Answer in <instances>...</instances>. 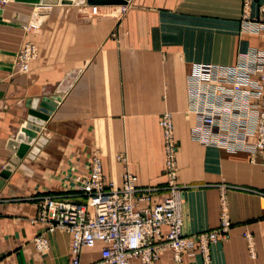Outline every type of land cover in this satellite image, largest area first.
Returning <instances> with one entry per match:
<instances>
[{
	"label": "crops",
	"instance_id": "0c3cea01",
	"mask_svg": "<svg viewBox=\"0 0 264 264\" xmlns=\"http://www.w3.org/2000/svg\"><path fill=\"white\" fill-rule=\"evenodd\" d=\"M261 4L253 0V16ZM0 8V170L14 154L7 141L27 122L26 101L58 99L38 133L45 143L33 158H21L0 188V264H69L70 234H46L49 248L41 254L32 240L45 226L31 220L40 196L81 200L77 186L93 152L114 186H121L125 166L117 156L124 154L138 188L162 187L158 122L164 111L172 115L177 145L183 233L217 227L220 186L226 185L232 225L226 239L210 244V264H264V199L253 192L264 189L261 157L193 140L195 118L187 111L186 78L194 63L233 64L263 44L261 36L240 32L241 0H129L124 10L86 0H14ZM26 43L37 47V56L26 72H16ZM164 195L159 190L152 201ZM99 250L100 243L84 249L82 264L96 260ZM155 264L203 263L188 252L176 262L164 249Z\"/></svg>",
	"mask_w": 264,
	"mask_h": 264
},
{
	"label": "built area",
	"instance_id": "2783aa9c",
	"mask_svg": "<svg viewBox=\"0 0 264 264\" xmlns=\"http://www.w3.org/2000/svg\"><path fill=\"white\" fill-rule=\"evenodd\" d=\"M14 0H0V7ZM253 0H241L240 32L258 35L261 47L250 48L233 64L194 63L187 74V111L194 116L191 138L206 146L259 155L264 163V4L251 14ZM124 10L125 5L121 6ZM37 56L34 44H24L16 57L15 71L26 72ZM164 150L162 187L138 188L137 176L127 167L126 156L120 187L107 182L98 152L90 157L89 173L81 178L78 190L81 200L66 194L40 196L37 214L31 220L45 226L32 240L35 249L44 254L49 242L46 234L64 230L70 234V262L82 264L84 249L100 243L99 257L88 264H155L161 251L169 249L180 262L182 254H199L203 264H210V244L226 239L232 222L229 216L226 185L220 186L219 223L216 228L187 236L182 231L181 186L177 181V145L172 115L164 111L159 118ZM165 195L152 201L159 191ZM264 199L263 190H253ZM251 255L252 238L243 233Z\"/></svg>",
	"mask_w": 264,
	"mask_h": 264
},
{
	"label": "water",
	"instance_id": "95a60500",
	"mask_svg": "<svg viewBox=\"0 0 264 264\" xmlns=\"http://www.w3.org/2000/svg\"><path fill=\"white\" fill-rule=\"evenodd\" d=\"M30 4H57L71 3L72 0H15ZM129 0H86L90 6H124ZM0 8V13H1ZM56 100L51 98L30 99L26 101L28 109L27 122L25 126L21 127L14 138L7 141V147L14 153L10 161L0 170V188L5 179L10 175L15 165L21 158L27 155L29 158L34 157L37 147H41L45 143L42 136H38L44 121L48 115L52 113L55 108ZM34 144L35 147L31 148Z\"/></svg>",
	"mask_w": 264,
	"mask_h": 264
}]
</instances>
